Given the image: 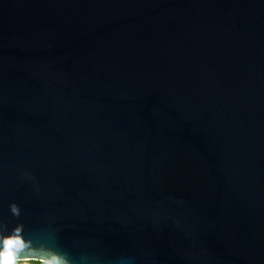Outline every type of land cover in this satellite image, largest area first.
Listing matches in <instances>:
<instances>
[{
  "label": "water",
  "instance_id": "water-1",
  "mask_svg": "<svg viewBox=\"0 0 264 264\" xmlns=\"http://www.w3.org/2000/svg\"><path fill=\"white\" fill-rule=\"evenodd\" d=\"M17 229L58 264H264V0H0Z\"/></svg>",
  "mask_w": 264,
  "mask_h": 264
},
{
  "label": "clouds",
  "instance_id": "clouds-1",
  "mask_svg": "<svg viewBox=\"0 0 264 264\" xmlns=\"http://www.w3.org/2000/svg\"><path fill=\"white\" fill-rule=\"evenodd\" d=\"M13 211H16L13 209ZM9 241L13 243L9 245ZM28 245L20 236V230L17 229L16 234L10 237H6L2 241V247H0V264H58L55 257L52 259H46L42 261H35L27 255H21Z\"/></svg>",
  "mask_w": 264,
  "mask_h": 264
},
{
  "label": "snow or ice",
  "instance_id": "snow-or-ice-1",
  "mask_svg": "<svg viewBox=\"0 0 264 264\" xmlns=\"http://www.w3.org/2000/svg\"><path fill=\"white\" fill-rule=\"evenodd\" d=\"M13 242L12 241H9V245H11Z\"/></svg>",
  "mask_w": 264,
  "mask_h": 264
},
{
  "label": "trees",
  "instance_id": "trees-1",
  "mask_svg": "<svg viewBox=\"0 0 264 264\" xmlns=\"http://www.w3.org/2000/svg\"><path fill=\"white\" fill-rule=\"evenodd\" d=\"M35 261L39 262L38 260H35Z\"/></svg>",
  "mask_w": 264,
  "mask_h": 264
}]
</instances>
